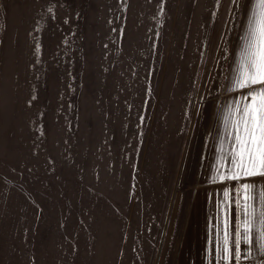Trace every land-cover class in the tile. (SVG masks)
Returning a JSON list of instances; mask_svg holds the SVG:
<instances>
[{
  "label": "rangeland",
  "instance_id": "1",
  "mask_svg": "<svg viewBox=\"0 0 264 264\" xmlns=\"http://www.w3.org/2000/svg\"><path fill=\"white\" fill-rule=\"evenodd\" d=\"M249 3L0 0V264H175Z\"/></svg>",
  "mask_w": 264,
  "mask_h": 264
},
{
  "label": "crops",
  "instance_id": "2",
  "mask_svg": "<svg viewBox=\"0 0 264 264\" xmlns=\"http://www.w3.org/2000/svg\"><path fill=\"white\" fill-rule=\"evenodd\" d=\"M251 12L252 0L241 25V35L223 83L222 93L210 117L175 264H264V240L259 234L254 236L250 244L241 239L238 246L233 243L235 237L229 236L228 246L233 252L230 261L225 259L223 250L225 234L234 233L243 220L242 210L237 207L235 201L240 200L243 203L242 198L251 195L242 190L241 185L252 184L256 192L260 193L264 190V176L257 174L242 177L240 180L225 181L213 179L218 175V169L226 172L231 166L230 157L227 155L231 151V141L227 135L226 117L235 102L248 91L234 90L232 83L239 70V54ZM226 191L227 199L224 195Z\"/></svg>",
  "mask_w": 264,
  "mask_h": 264
},
{
  "label": "snow or ice",
  "instance_id": "3",
  "mask_svg": "<svg viewBox=\"0 0 264 264\" xmlns=\"http://www.w3.org/2000/svg\"><path fill=\"white\" fill-rule=\"evenodd\" d=\"M238 0H233L237 3ZM243 47L239 54V70L232 83L234 90L247 89V94L237 100L226 117L227 135L231 141L230 167L226 172L218 169L213 179L240 180L257 174L264 176V0H252V12L248 22ZM39 51V49H37ZM260 85V87H255ZM242 190L251 193L243 203L235 201L242 210V224L224 237L225 259L231 260L229 236L237 246L241 239L251 243L259 234L264 240V190L257 193L254 185L242 184ZM225 199L228 192H225ZM257 203L259 209L257 210ZM242 229V232H241Z\"/></svg>",
  "mask_w": 264,
  "mask_h": 264
}]
</instances>
